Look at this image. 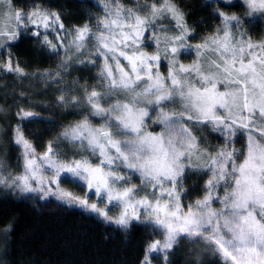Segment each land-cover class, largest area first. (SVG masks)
Wrapping results in <instances>:
<instances>
[{
	"label": "snow or ice",
	"instance_id": "1",
	"mask_svg": "<svg viewBox=\"0 0 264 264\" xmlns=\"http://www.w3.org/2000/svg\"><path fill=\"white\" fill-rule=\"evenodd\" d=\"M91 2L103 13H87L94 23L67 25L62 11L43 3L25 10L0 0V71L40 80L46 87L39 94L53 93L38 104L19 93L28 106L16 102L21 123L8 131L23 170L0 171V185L36 203L78 208L125 233L137 226L162 237L145 241L138 264L154 256L173 264L182 239L203 241L225 264H264V36L253 42L251 35L264 25V0H206L219 24L196 43L198 25L174 0ZM165 19L171 27L161 26ZM22 37L58 63L27 71L14 52ZM84 67H98L94 84L68 80ZM57 111L81 118L57 124ZM26 123L60 130L38 152ZM206 133L223 142L211 144ZM241 137L246 144L237 149Z\"/></svg>",
	"mask_w": 264,
	"mask_h": 264
},
{
	"label": "trees",
	"instance_id": "2",
	"mask_svg": "<svg viewBox=\"0 0 264 264\" xmlns=\"http://www.w3.org/2000/svg\"><path fill=\"white\" fill-rule=\"evenodd\" d=\"M120 2L132 6L134 0H120ZM174 2L179 3L182 9L189 13L190 24L195 22L198 25L199 35L196 40L191 41L192 43L199 42L201 36L211 33L219 24V21L210 14L212 8L205 7L206 0H174ZM14 3L20 5L19 0H14ZM59 5L60 8H58ZM50 7L61 10L65 14L67 25L82 24L85 21L94 23V20L88 18L89 11L93 17L102 15L101 10L91 0L84 5L79 4L77 0H53ZM161 26L171 27L167 19L161 21ZM251 35L253 42L258 41L261 36H264V25L258 26L256 32ZM14 52L29 72L54 67L58 63L57 57H49L47 53L40 51L30 38L22 37ZM97 63L99 64L100 61ZM166 67L164 63L160 69L164 74ZM97 71L98 67L76 69L72 71L68 80L78 77L81 84L87 81L91 86L96 82ZM45 87L40 80L21 81L0 71V106L8 110L7 115L0 112V125L3 127L6 139L3 160L6 161L8 170H16L20 163V148L12 143L11 132L8 131L9 125L14 127L17 123H21L15 116L16 102L22 106H28V101L22 100L19 93L25 92L34 104H38L40 101L51 99L53 95L51 91L47 96L40 95L39 93ZM35 110L44 116L49 115V112L44 111L42 107L38 106ZM54 118L57 124H64L80 119L81 116L72 111L64 114L57 111ZM93 123L99 124L100 121L94 118ZM23 130L37 145L39 152L42 151L40 145L44 140L55 136L60 129L49 130L43 124L26 123ZM5 131H8V135H5ZM206 135L213 145L223 142L216 134L206 133ZM245 144V138L241 137L237 140L235 147L240 149ZM195 179L194 177L187 183L191 185ZM202 183L203 181H199V184L202 185ZM222 193L223 190H221ZM190 198L194 200L197 197L192 194ZM188 199L185 198V203ZM5 228L11 229L7 236L4 233ZM149 239H162V237H148L145 231L137 226H133L130 232L125 233L78 208H68L55 201L47 204L36 203L31 199H24L19 193L0 188V264H138L143 254L142 246ZM171 260L173 264H191L192 261H196L197 264L201 262L202 264H225L220 255L215 254L214 249L203 241L190 242L187 239L179 242ZM152 264H162V260L154 256Z\"/></svg>",
	"mask_w": 264,
	"mask_h": 264
},
{
	"label": "rangeland",
	"instance_id": "3",
	"mask_svg": "<svg viewBox=\"0 0 264 264\" xmlns=\"http://www.w3.org/2000/svg\"><path fill=\"white\" fill-rule=\"evenodd\" d=\"M13 2H14V0H13ZM19 2H20L19 6L21 8H24L25 10H29V9H31V7H32L34 2L43 3L45 7H50V4L53 2V0H19ZM139 2L140 3H144L145 0H139ZM152 2H153V0H150V2H148V3H152ZM58 8H60V5H59ZM55 10H58V9H55ZM101 13H102V11H101ZM192 58H193V56L181 57V59H182V61L184 63H189ZM121 63L125 64L126 62L121 60ZM165 74H167V67H166V73ZM156 131H159V129L157 128ZM5 141H6V139L4 138V130H3V127L0 125V159H3V156H5V151H6V145H5L6 142ZM85 154L87 155V153H85ZM19 162H20L19 163V167L16 170H14V171L8 170L7 168H5L3 170H0V171H3V174H5V175H7L8 173L16 174V173L22 172V170H23V159H22V156H21V149L19 151ZM6 167H7V165H6ZM133 183L139 184V180L134 177L133 178ZM0 188H4V187L2 185H0ZM221 195H223V193ZM92 199L94 200L95 197L93 196ZM213 207L219 208L220 205L219 204H215V205H213ZM220 257L225 262L224 257L222 255H220ZM229 264H231V261H229Z\"/></svg>",
	"mask_w": 264,
	"mask_h": 264
}]
</instances>
